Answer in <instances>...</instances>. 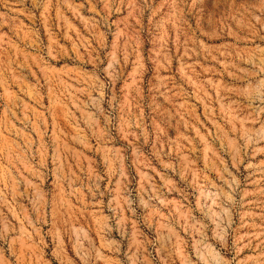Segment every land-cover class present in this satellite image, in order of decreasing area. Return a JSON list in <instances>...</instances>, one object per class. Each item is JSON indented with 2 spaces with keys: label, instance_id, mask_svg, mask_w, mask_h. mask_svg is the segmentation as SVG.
Here are the masks:
<instances>
[{
  "label": "rangeland",
  "instance_id": "obj_1",
  "mask_svg": "<svg viewBox=\"0 0 264 264\" xmlns=\"http://www.w3.org/2000/svg\"><path fill=\"white\" fill-rule=\"evenodd\" d=\"M0 264H264V0H0Z\"/></svg>",
  "mask_w": 264,
  "mask_h": 264
}]
</instances>
